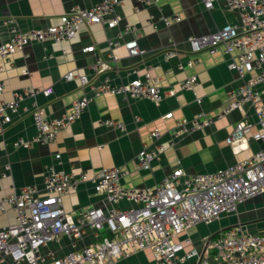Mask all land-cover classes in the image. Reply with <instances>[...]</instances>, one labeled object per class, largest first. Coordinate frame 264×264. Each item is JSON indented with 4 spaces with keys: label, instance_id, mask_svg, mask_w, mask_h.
<instances>
[{
    "label": "crops",
    "instance_id": "obj_1",
    "mask_svg": "<svg viewBox=\"0 0 264 264\" xmlns=\"http://www.w3.org/2000/svg\"><path fill=\"white\" fill-rule=\"evenodd\" d=\"M221 1L217 0L211 9H205L202 0H160L155 5L126 1L115 10L121 17L115 28L99 24L81 25L71 41H32L8 59L0 58V80L3 83L0 101L12 100L15 93L26 88L52 90L49 96L39 93L23 98L18 110L11 114L10 122L3 124L0 121V196L25 186L41 189L49 167L65 171L84 170L91 174L101 167L118 166L128 172L121 181L124 187L152 190L172 170L181 169L188 175L213 172L259 150L261 143L253 138L256 126L242 140L228 141L236 122L243 116L255 123L250 104L216 117L230 90L242 82L227 66L230 57L220 51L195 54L186 42L188 36L209 34L226 23L239 20L238 13L225 8ZM260 1L264 3V0ZM74 5L85 7L90 1L0 0V43L8 41L12 35L10 26L5 23L6 18H13L17 32H27L56 24L60 16ZM173 15H178L180 20L168 26L160 20L161 16ZM125 25H134L138 29L137 42L142 52L136 56H129L122 43L114 47L108 45V41L114 38L120 42L132 38L130 33L122 34ZM89 46L93 49L86 51ZM167 50L172 55L165 58L163 53ZM193 56L199 60L197 65L179 67ZM98 62L107 65L101 72L93 69ZM132 68L137 69L138 75L149 70L152 75L160 77L163 91L172 89L173 93L164 96L158 104L146 98L95 94L94 86L104 77L115 84L128 82ZM69 71L87 75L90 84L82 87L77 79L65 80L63 76ZM191 75L197 76V83L190 89H180L179 83ZM256 87L264 91V84ZM81 96L89 98L84 112L71 125L60 130L52 143L34 142L28 149L14 146L17 139L31 140L34 135L31 117L25 110L31 108L32 102L43 108L46 117L55 118L67 113L72 102ZM168 112H172V117L164 118ZM199 112L212 118L209 126L182 135L173 145H168L153 160L149 170L136 167L137 152L142 146L150 145V130L157 128L161 132V141L167 145L169 129L175 120H191ZM135 116L140 119L135 120ZM107 119L123 122L124 130L106 127L102 122ZM62 203L72 215L91 206L119 210L138 206L126 200L112 204L97 195L90 182L81 183L76 190L63 196ZM1 216L4 218L1 226L14 219L10 210ZM237 225L251 233H264V194L240 204L235 213L223 214L216 221L179 234L175 238L183 245L179 255L194 250L209 264H214L213 253L204 252L207 240ZM96 240L95 233L88 230L81 239L74 241V245L62 238L58 244H49L47 248L57 257ZM154 260V254L144 250L117 263L150 264ZM197 262V257H192L181 264Z\"/></svg>",
    "mask_w": 264,
    "mask_h": 264
},
{
    "label": "built area",
    "instance_id": "obj_2",
    "mask_svg": "<svg viewBox=\"0 0 264 264\" xmlns=\"http://www.w3.org/2000/svg\"><path fill=\"white\" fill-rule=\"evenodd\" d=\"M89 6L74 5L63 13L59 21L41 29L17 32L13 18H6L11 37L0 43V58L8 57L22 50L28 43L71 41L81 25L99 24L115 28L120 22L116 9L130 0H89ZM143 5L157 4L160 0H135ZM217 0H202L205 9H211ZM222 5L238 13L239 20L226 23L212 33L201 36H188L186 42L190 50L197 54L205 51L214 54L218 51L230 57L227 64L237 73L242 82L230 90L227 101L216 117H221L250 104L255 123L243 116L236 122L228 138L229 143L242 140L254 126L253 138L261 143V148L249 156L213 172L185 174L181 169L172 170L152 190L126 188L122 179L127 170L118 166L101 167L89 174L84 170H60L49 167L41 189L25 186L0 196V214L8 210L14 214L12 222L0 225V264H118L121 259L139 251L150 250L155 260L150 264H181L197 257V264H209L203 255L191 250L183 255L181 242L175 238L200 224L218 220L223 214L235 213L240 204L264 194V101L263 90L257 89L264 84V3L260 0H222ZM165 25L178 22L180 17L161 16ZM132 34V38L120 42L117 38L108 41L114 47L122 43L129 56L142 52L138 46V29L125 25L122 34ZM93 46L85 48L91 51ZM172 55L170 50L163 53L165 58ZM198 58L193 56L180 64L183 68L197 65ZM107 65L98 62L93 66L96 72L103 71ZM131 79L126 83L115 84L107 77L94 86L95 94L111 93L126 98H146L158 104L164 96L173 93L172 89L163 91L160 77L149 70L138 75L137 69L129 71ZM246 75H249L246 78ZM65 80L77 79L82 87L88 86L85 74L67 72ZM197 83V76L191 75L179 83L180 89H190ZM3 83L0 80V93ZM49 96L51 88L37 90L26 88L15 93L9 101H0V121L8 123L11 114L18 110L19 102L25 97L36 94ZM89 103V98L75 99L70 110L58 117L48 118L44 110L35 102L29 113L34 127L31 140L17 139L15 147L30 148L36 143H52L57 133L76 121ZM164 118H171L172 112ZM135 116V120H139ZM212 123V118L199 112L191 120L176 119L169 129L167 145L161 141V132L154 128L149 131V146H142L136 154L135 164L139 170L147 171L153 160L167 146H171L182 135L200 130ZM103 125L124 130L119 120H103ZM59 155L57 154L56 157ZM2 176H5L4 173ZM83 182H90L93 191L112 204L126 200L137 204L125 210L104 209L91 206L77 215L67 212L62 203L66 194L76 190ZM88 230L97 236L91 244L82 245L54 256L49 244H58L62 238L72 245L81 239ZM212 252L214 264H264V233L248 232L237 225L221 231L215 238L207 240L204 252ZM203 252V253H204Z\"/></svg>",
    "mask_w": 264,
    "mask_h": 264
},
{
    "label": "rangeland",
    "instance_id": "obj_3",
    "mask_svg": "<svg viewBox=\"0 0 264 264\" xmlns=\"http://www.w3.org/2000/svg\"><path fill=\"white\" fill-rule=\"evenodd\" d=\"M3 221H4V218H3V216H1V217H0V224H2Z\"/></svg>",
    "mask_w": 264,
    "mask_h": 264
}]
</instances>
